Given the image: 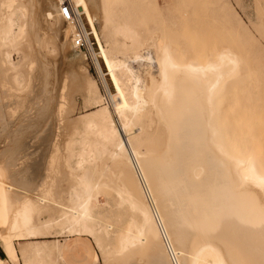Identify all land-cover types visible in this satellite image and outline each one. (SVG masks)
Returning a JSON list of instances; mask_svg holds the SVG:
<instances>
[{"label": "bare ground", "instance_id": "obj_1", "mask_svg": "<svg viewBox=\"0 0 264 264\" xmlns=\"http://www.w3.org/2000/svg\"><path fill=\"white\" fill-rule=\"evenodd\" d=\"M60 1H43L42 11L34 12L32 25L35 31L41 21L50 24L51 28L55 26L62 55L78 63L85 56L82 50L73 46L75 27L60 16ZM68 1L81 32L92 34L96 41L99 52L93 53V56L99 54L114 88L112 93L96 60L100 80L113 100L112 108L103 103L102 94L97 92L92 81L88 92L92 89L91 94L101 107L98 117L89 115L82 128L65 143L63 163L66 162L67 177L72 184L68 201L64 203L65 209L58 216H51L49 211L47 219L40 216L44 214L42 212L29 215L25 208L28 202L24 209L17 208L19 196L13 199L17 200L14 205L8 195V184L15 185L17 176L14 174L17 173L10 168L11 157H6L10 164H6V168L8 170L9 166L16 178L10 175L9 170L6 175L3 174L0 167V244L4 253L13 259L18 257L11 232L16 227V231L26 238L45 237L52 229L64 231L73 237L76 245L84 244L83 235L90 236L105 256V264H264V157L261 146L250 138L255 135L253 131L239 135L237 128L226 129L236 115L245 113L242 108L251 99L243 93V80L248 77L241 57H237L236 52L232 54L223 40L212 37L193 52H182L172 40H165L153 42L155 58L147 52L146 55L133 54L118 59L100 40L97 22L104 27L109 17L103 8V0L102 4L101 0ZM145 1L155 3V0ZM25 12L22 14L24 22L21 21L23 24L15 38L32 34L31 18ZM9 13L6 12L3 19L2 40L11 30ZM126 27L122 25V35L128 32ZM130 36L133 40V34ZM27 38L31 39L30 36ZM138 41L141 42L137 40V45ZM74 52L77 54L71 55ZM133 62L146 67L143 73L133 69ZM152 63L156 64L154 69ZM0 64L13 83L23 65L31 68V63H22L18 69L4 59ZM41 66L37 67L40 72ZM38 71L35 69L36 74ZM153 73L158 78L152 77ZM44 100L42 105L40 101L33 102L34 112H47L60 101L51 105L48 99ZM15 103L18 107L23 106ZM59 110L63 111L60 103L56 108V111ZM252 116L255 115H247L248 118ZM153 127L156 128L155 134L165 137L155 145L150 142ZM20 131L19 136L15 134L17 148L25 146ZM50 132L48 130V136H43L44 140L49 139ZM203 134L205 137H201L206 138L209 144L205 153L200 152L199 146V150L195 149L198 145L196 140L202 139L200 135ZM30 170L25 172L32 173ZM23 172L21 174L24 175ZM13 188L10 190L13 191ZM27 189L24 195L23 189L19 195L26 196L25 193H28L30 196L35 192ZM99 194L114 195L115 205L129 213L113 244L105 242L112 235L109 224L102 225L96 218L97 209L93 200H97ZM25 244L20 245L24 264H55L66 260L64 249L56 244L51 246L49 240H42L28 249ZM0 264H8L5 255L0 256Z\"/></svg>", "mask_w": 264, "mask_h": 264}, {"label": "rangeland", "instance_id": "obj_2", "mask_svg": "<svg viewBox=\"0 0 264 264\" xmlns=\"http://www.w3.org/2000/svg\"><path fill=\"white\" fill-rule=\"evenodd\" d=\"M43 1L47 0H0V63L4 59L9 65L16 66L18 69L22 63H31L29 64L31 68L23 65L17 71L15 76L16 82L14 83L12 80L10 81L9 73L3 70L1 67L3 65L0 64V167L3 174L6 175L11 164L12 167L10 166V168L11 170L13 169L12 172L17 173L14 175L17 176L16 182H18V185H16V182H14L15 185L13 186L8 184L9 197H12V200L16 196L20 198L17 199L19 203L17 200H13L14 205L17 202V208L23 209L28 205L25 208L28 209L26 212L29 215L34 216L42 212L44 214H40V216L43 219H47L48 211L54 217L62 214L65 209L63 207H65L64 205L68 201V191L71 187L70 184H72L70 182L72 181L67 177L66 162L63 163L66 156L65 143L70 137H73L72 134L82 128L89 115L97 118L99 114L101 106L96 104L95 96L93 93L91 94L92 89L88 92L92 81L97 92L102 94L103 103L108 105L109 109L112 108L113 100L109 94L107 95L104 84L100 80L96 60L104 72L105 81L112 93H114V88L108 75H106V68L99 54L97 53L96 56H93V53L99 51L92 34L89 33L88 35H90L94 45L93 50L91 49L93 52L90 54V57L95 68L92 67L91 59L88 57L78 63L77 61L72 62L71 57L64 58L60 50V38L55 30V26L51 28L50 24L46 25L44 21H41L37 25L38 27H36L38 29L34 30L32 25L33 15L34 12L43 7ZM152 3L145 0H105L104 3L103 0L102 4L101 0L103 8L105 7L107 11V17H111H108V23L104 27H102L100 22H97L102 45L108 50L111 49V55L113 57L116 56L118 59H124L126 55H146L147 52H150L155 58L156 50L153 42L160 43L161 41L172 40L182 52H193L212 40V37H215L213 39L223 40L225 47L231 53L236 52L234 54L243 60L245 72L247 71L246 77H248L243 80V93L251 98L246 101L247 105L242 108L245 113L236 115L234 121L226 129L229 131L231 128H237L239 135L250 134V131H253L255 135L250 138L261 146L260 150L262 157H264V0H155V3ZM12 6L15 8H12ZM98 10L100 11V9ZM10 11L12 12L9 13ZM6 12L9 13L12 19V26L8 36L2 40L1 33ZM24 12L25 15L31 18L30 25L32 31L30 32L32 34H30L32 36L27 35L31 37L29 40H27L28 38L25 35L18 38L14 37L24 22V18L22 19ZM97 20L99 21V17ZM21 21L23 22L21 23ZM124 23H126V26L130 24V27L129 25L128 27L124 26ZM115 25L120 30H115ZM122 25L128 28V32L124 33V36L121 30ZM85 26L88 29V25L85 24ZM129 31L131 32L129 33ZM160 33L163 34L161 35ZM130 34H133V40H131L132 38L130 39L132 36ZM162 36L168 37V39ZM33 37L36 39V42ZM135 38L136 41L140 40L142 43L138 41L137 45L136 41L134 42ZM27 41H30V43ZM31 42L33 43L31 44ZM130 45L133 46L131 47ZM120 46L126 47L123 50ZM126 51L128 52L126 53ZM74 53L71 55L77 54L76 52ZM38 62L42 63V66ZM37 64L41 66L42 72L37 69V67L39 68ZM155 65V63L154 65L152 63L153 69ZM35 69L36 71L39 70L38 74H36ZM133 69L139 73H143L146 67L140 65V63H134ZM248 71L251 75H249ZM154 74L152 77L158 78ZM22 94L26 99L20 96ZM45 98L49 100L51 105H55L60 100L61 102L59 101V103L63 111H56L59 105L57 103L56 107L53 106L54 108L49 109L47 112H34L32 108L33 102L40 101L42 105ZM15 102H18L17 105L20 103L23 106L19 105L18 107ZM248 114H254L255 116L248 118ZM16 128L17 130L15 131ZM19 128L23 131H20L21 129ZM152 129L154 130L150 131V142L152 145H155V143L163 141L165 137L160 133L155 134V127ZM48 130L52 131L50 134L53 136L51 137L50 135L47 142L44 138L48 136ZM19 131L23 136L22 140L25 145L21 148H17L15 144V134L16 137L19 136ZM18 133L19 135H17ZM201 136L205 137L204 134ZM204 137L201 138L203 139ZM202 139L196 140V144L198 145L195 149H200V152L205 153L208 151L207 145L209 144H207L206 138L203 141ZM20 145L22 146V143ZM9 152L11 154L7 155ZM14 152L16 155H14ZM13 155L14 157H12ZM6 157L12 163L10 162L9 164L7 162L9 160ZM6 164L9 165L7 166L8 170ZM28 169L32 173H26ZM11 170H9L10 173H12ZM22 171H24V175H27L29 178L31 177L30 180L32 182L21 174ZM41 172L45 173V175H41ZM18 174L21 176L20 180ZM10 175L16 178L13 173ZM21 178L24 179L22 180ZM13 180L15 181V179ZM11 187H15L13 191H11L12 189L10 190ZM26 189L29 192L30 189L33 192L35 191L34 193L32 192L34 195L31 194L29 196L28 193H25L27 197L20 196L19 194L21 193L24 195ZM112 196L114 195L105 196L104 194H99L97 200H93L97 209V221L102 225L109 224L112 235L105 242L110 244L114 243L116 233H119L123 229V225L126 223L129 215L128 211L126 212L115 205V197L113 198ZM16 230V227H14V230L12 229L11 232L14 234L13 246L18 257L13 259L6 255L0 244V256L5 255L8 264H24L20 250L21 243H26L25 248L28 249L42 240H49L51 246L56 244L59 248L64 249L65 262L59 260L55 264H105V256H103L95 239L90 236L83 235L84 244L76 245L73 237L68 236L64 231L60 232L52 229L45 237L26 238ZM200 264L203 263L201 262Z\"/></svg>", "mask_w": 264, "mask_h": 264}, {"label": "built area", "instance_id": "obj_3", "mask_svg": "<svg viewBox=\"0 0 264 264\" xmlns=\"http://www.w3.org/2000/svg\"><path fill=\"white\" fill-rule=\"evenodd\" d=\"M58 12L63 19H65L66 21H70L75 27V32L72 37L73 46L77 49L82 50L85 58L88 57L91 59L90 50L94 48L93 41L91 40L90 35L83 34L81 32L80 26L78 25V21L76 19V15L71 8L70 2L68 0H61L58 5ZM91 65L93 68H95L92 59Z\"/></svg>", "mask_w": 264, "mask_h": 264}]
</instances>
